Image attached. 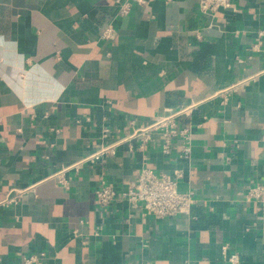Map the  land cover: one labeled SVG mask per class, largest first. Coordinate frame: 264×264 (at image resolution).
Returning <instances> with one entry per match:
<instances>
[{
	"label": "crops",
	"instance_id": "1",
	"mask_svg": "<svg viewBox=\"0 0 264 264\" xmlns=\"http://www.w3.org/2000/svg\"><path fill=\"white\" fill-rule=\"evenodd\" d=\"M234 4L208 15L198 0H152L119 16L112 0H0V200L35 184L0 206V264L29 254L42 264H230L224 246L237 264H264V197L246 198L264 186V0ZM112 20L118 34L104 41ZM248 75L243 90L218 93ZM193 100L183 121L201 126L189 158L133 141L72 172L69 188L48 178L98 149L103 124L121 137L129 120L143 126ZM145 161L183 171L180 189L197 200L189 213L158 220L97 202L102 177L123 190Z\"/></svg>",
	"mask_w": 264,
	"mask_h": 264
},
{
	"label": "built area",
	"instance_id": "2",
	"mask_svg": "<svg viewBox=\"0 0 264 264\" xmlns=\"http://www.w3.org/2000/svg\"><path fill=\"white\" fill-rule=\"evenodd\" d=\"M152 0H112L117 6L119 16L127 15L135 4L146 6ZM201 13L214 15L223 10H235L234 0H198ZM118 34L116 22L110 21L101 31V38L104 41L114 39ZM259 44V42H258ZM256 75V74H255ZM255 75H248L240 78L221 90L220 94L237 93L243 90ZM201 101H191L175 109L168 110L165 114L158 116L143 126L131 119L128 122L130 132L124 136H114L113 131L106 124H103L99 132L98 149L82 157L76 162L54 171L48 178L56 180L65 188H69L72 180V172H78L87 164H104L106 158L117 154L123 144H128L131 151L134 150L133 141H138V146L145 149L147 146L156 144L158 150L167 156L176 154L180 158H189L193 147L194 132L201 124H194L192 121H183L191 118ZM183 171L175 170L173 173L156 172L147 162L143 163L138 177L131 181L127 188L118 189L114 182H108L101 178L99 186L95 190L97 202L103 207L108 206L114 200L126 201L132 208L141 210L143 215L153 216L156 219L168 216H176L189 213L197 200L192 190H181L180 179ZM35 184L24 188H13L0 200V206L15 204L21 197L33 190ZM264 197V186L255 185L248 189L247 200L260 201ZM99 235L98 231L95 232ZM79 232L75 230L74 236ZM225 259L231 264L240 261L237 253H228V247H223ZM24 264H42L40 255L29 254L23 256ZM149 264V263H147Z\"/></svg>",
	"mask_w": 264,
	"mask_h": 264
}]
</instances>
